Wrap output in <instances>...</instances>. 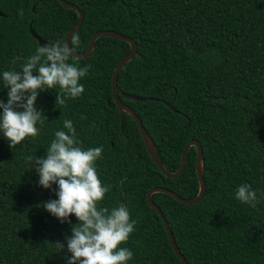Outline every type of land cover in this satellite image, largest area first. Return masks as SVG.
Segmentation results:
<instances>
[{
    "label": "trees",
    "instance_id": "16d2710c",
    "mask_svg": "<svg viewBox=\"0 0 264 264\" xmlns=\"http://www.w3.org/2000/svg\"><path fill=\"white\" fill-rule=\"evenodd\" d=\"M67 1L85 13L72 36L78 37L75 50L84 52L100 30L136 40L138 52L120 71L118 91L146 97L121 96L140 116L165 167L179 168L191 139L203 146L206 190L199 202L153 194L189 264H264V0ZM0 10V100L7 103L3 72L22 70L41 47L30 24L46 45L65 43L78 12L59 0H0ZM130 50L128 41L99 37L91 55L69 60L90 65L80 79V97L56 105L58 87L40 91L35 107L44 116L38 135L11 147L0 132V264H68L67 238L78 218L61 222L43 207L59 198L58 183L40 185L28 160L46 158L55 132L67 131L65 119L73 122L84 150L103 148L95 166L111 190L98 208L123 204L136 221L120 245L133 252L127 264H184L147 194L160 186L195 197L197 148H190L183 173L170 177L153 161L131 114L122 127L113 76ZM243 184L256 191L255 207L236 199Z\"/></svg>",
    "mask_w": 264,
    "mask_h": 264
},
{
    "label": "clouds",
    "instance_id": "9594fccd",
    "mask_svg": "<svg viewBox=\"0 0 264 264\" xmlns=\"http://www.w3.org/2000/svg\"><path fill=\"white\" fill-rule=\"evenodd\" d=\"M20 15L23 16L22 11ZM76 43L78 37H73L71 44ZM73 51L67 43H50L38 47L24 61L22 70L3 72V85L9 91L7 103L0 100L3 109L0 132L11 147L38 135L37 124L43 123L44 116L35 107L40 91L58 87L56 105H64L67 99L84 93L80 79L87 75L90 65L81 68L70 63ZM34 70L38 75H33ZM20 108L23 110H17ZM63 127L67 131L55 132L46 158L29 156L28 160L39 174L40 185L51 188L53 183H58L59 198L45 202L43 207L61 222L71 223L69 217L73 214L78 218L79 223L72 226V235L67 238V251L72 254L67 257L68 264H127L133 252L120 245L134 231L136 221L131 220L123 204L111 209L98 208V203L111 190V185L103 184L95 166L103 148L84 150L79 146L73 122L65 119ZM235 196L242 203L256 206L257 193L250 185L239 186ZM58 245L64 248L63 244Z\"/></svg>",
    "mask_w": 264,
    "mask_h": 264
},
{
    "label": "water",
    "instance_id": "95a60500",
    "mask_svg": "<svg viewBox=\"0 0 264 264\" xmlns=\"http://www.w3.org/2000/svg\"><path fill=\"white\" fill-rule=\"evenodd\" d=\"M63 5L73 8L78 12V21L77 23L71 28V30L67 33L66 38H65V43L69 44V47L73 48L72 44H71V38L73 36V34L82 26L84 18H85V13L84 11L75 3L69 2L67 0H59ZM0 14H3L2 11L0 10ZM30 30L32 35L39 41V44L41 46H45L48 41L46 39H44L43 37H41L32 27V23L30 24ZM101 36H112V37H116L125 41H128L131 45V50L130 52L119 62V64L116 67L114 76H113V97L114 100L116 101L119 109H120V113H121V120H122V127L125 123V117L126 114L129 113L133 116V118H135V120H137L138 126L141 130V133L143 135V138L145 140L146 143V147L150 153V155L152 156L153 161H155L157 163V165L160 167V169L162 170V172L170 177H177L179 175H181L183 173V171L186 168L187 165V158H188V153L189 150L192 146H195L197 148V162H196V169H197V173H198V177L200 180V190L199 193L193 197V198H185L182 197L181 195H179L177 192L166 188V187H153L147 194L148 197V201L150 206L162 217V219L164 220L169 238L171 240V244L176 252V254L178 255V257L184 262V264H189L187 258L185 257V255L181 252V249L178 247V244L176 242L175 236L173 234V231L171 229L170 223L167 220L164 212L162 211V209L159 207V205L154 201L153 199V194L155 192H165L168 193L170 195H172L173 197H175L177 200L186 203V204H195L197 202H199L201 200V198L203 197L205 190H206V180L204 177V173L206 171L205 168V157H204V150H203V146L201 144V142L198 139H191L190 141L187 142L184 150H183V158H182V162L181 165L179 166V168L176 171H169L160 155L157 149V146L155 144V141L153 140L152 136L150 135V133L148 132V130L146 129V127L143 125V122L140 118V116L137 114L136 110L134 108H132L130 105H128L127 103H125L121 96L124 98H128V99H133V100H140V101H144L146 100V97L143 96H139L136 94H130V93H119L118 91V77L120 74V71L122 70V68L124 67V65L129 62L130 60H132L134 58V56L137 54L138 52V46H137V42L133 37H130L128 35L122 34L118 31L115 30H100L97 31L93 34L87 49L84 52H79L77 50L73 51V56L77 57V58H85L88 57L89 55L92 54L93 50H94V46H95V42L96 40L101 37ZM54 43V42H53Z\"/></svg>",
    "mask_w": 264,
    "mask_h": 264
}]
</instances>
